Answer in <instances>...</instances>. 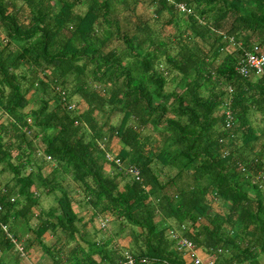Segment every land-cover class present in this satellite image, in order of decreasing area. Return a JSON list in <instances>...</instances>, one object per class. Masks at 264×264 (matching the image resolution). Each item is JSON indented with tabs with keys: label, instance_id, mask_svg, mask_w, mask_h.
Masks as SVG:
<instances>
[{
	"label": "trees",
	"instance_id": "obj_1",
	"mask_svg": "<svg viewBox=\"0 0 264 264\" xmlns=\"http://www.w3.org/2000/svg\"><path fill=\"white\" fill-rule=\"evenodd\" d=\"M172 1L192 13L170 0H0V264L20 260L1 225L17 240L31 231L51 264H117L123 246L79 233L100 216L117 236L129 226L126 249L156 264H193L166 234L181 225L214 264H264V141L254 151L251 122L264 121V77L235 70L242 48L264 51V0ZM144 3L159 26L137 14ZM111 135L120 167L99 146ZM66 178L90 213L81 227Z\"/></svg>",
	"mask_w": 264,
	"mask_h": 264
},
{
	"label": "built area",
	"instance_id": "obj_2",
	"mask_svg": "<svg viewBox=\"0 0 264 264\" xmlns=\"http://www.w3.org/2000/svg\"><path fill=\"white\" fill-rule=\"evenodd\" d=\"M170 2L173 4L176 10L185 13V14H191L192 9L189 8L185 3H174L172 0ZM200 21H203V19H200ZM232 39H230L229 46L233 49ZM238 46L241 48V44L239 43ZM243 55L238 60L235 70L237 73L246 78L250 74H255L257 76H263L264 77V51L261 47L258 45H253L251 48L243 49ZM227 92L228 94H231L233 92V88L231 86H227ZM229 102L230 98L226 97L225 101L223 102L222 106V114L224 116V127L226 129H230L234 126V117L229 109ZM69 109L73 110L75 109L76 105L75 103H71L69 106ZM27 134H30L31 131L27 130ZM105 141V140H104ZM102 151L104 152L105 160L108 163H114L116 166H121V161L118 157L113 155L112 153L108 152L106 149V143H102L99 145ZM37 154H41L39 150H37ZM46 160H51L49 156H45ZM124 173L134 178L135 180H138L140 178L139 169L134 165H127L124 167ZM262 172H260L259 176H262ZM1 210V205H0ZM106 219L101 221L100 225L102 228L105 227ZM1 228L3 232L5 233L6 237L12 242L14 245V251L19 255L20 258L26 257V251L23 247V245L13 237V235L8 231L7 227L5 225H1ZM182 229H184V225H181L179 227L171 226L167 229V236L170 240L174 243V249L177 252H181L183 255H187L188 259L193 264H214V261L212 258L204 260L202 257H200L198 253V249L194 245V243L188 239L187 236H185L182 233ZM121 259L120 261H117V264H156L154 261L144 258V257H135L132 254H130L127 251L121 252Z\"/></svg>",
	"mask_w": 264,
	"mask_h": 264
},
{
	"label": "crops",
	"instance_id": "obj_3",
	"mask_svg": "<svg viewBox=\"0 0 264 264\" xmlns=\"http://www.w3.org/2000/svg\"><path fill=\"white\" fill-rule=\"evenodd\" d=\"M230 50H232V48L228 45L227 51H230ZM173 75L174 74H172V76ZM175 87L176 86L174 84V86L172 87L171 90L175 89ZM76 101H77V99L73 98V103H75ZM80 109L81 110L84 109L83 105L80 106ZM4 119H5V116H0V121H3ZM117 119L118 118L115 117L112 120H110L109 123H115L117 121ZM251 119H252L251 120L252 125L256 131V134L259 136V140H258L257 146L254 148V151H259V149H260L259 144H261L264 141V121H262L259 113L253 114ZM120 147L121 146L119 144V141L114 135H111L109 137L107 136L106 149L108 152L112 153L113 155H116V153L119 151ZM50 170H51V167L45 168L43 172H44V174H47V173H49ZM110 172H112L110 165L104 164V173L107 174ZM9 177H10V175L8 173L0 174V181L3 182L6 179H8ZM70 182H72L70 180V178H66V180L64 181V185L71 188L70 190L72 191L71 197H73V201H72L73 210L78 214V217L83 219V222L80 225H78L81 227V225L89 218L90 213L88 212V209L85 208L84 203L81 202L82 196L80 194L74 193V191L72 189L73 186L69 185ZM50 195L51 194H46V193L40 194L39 201H40V208L42 210H47V209H49L55 205V200H53V203L48 202L47 204H45L46 203L45 196H50ZM47 198H49V197H47ZM105 219L107 221L105 223V227L102 228L100 223H101V221H103ZM35 223H36V218L34 217V219L31 220L32 227ZM110 223L115 224L116 222L110 216H100L94 220L92 225H90V226L88 225L85 228V231L80 230L79 233H80V235H82L85 232V234L88 236L89 239L96 240V241H99L100 239H105L107 237H111L112 238V244L115 247L119 248V247L123 246L124 249L122 250V252L123 251L129 252L126 249V247L129 246V243L131 241V238H130L131 229L129 228V230H128L129 232L128 231L126 232L125 228H124V232L122 233V235L117 236L116 233L118 231L116 230L117 232H115V231L111 230L110 226H109ZM21 230H22V235L19 237L18 241L24 246V244L26 243L27 240H31L32 245H31V248L27 251L26 257L20 258L18 264H51V260H50L49 256L45 252H43L39 243H37L36 241H33L34 237L31 233V231L27 230L26 228H22ZM118 230H119V226H118ZM62 241H64V238ZM44 243L51 244V245L55 244V236L51 233H45ZM197 249H198L197 251H198L200 257H202L204 260L210 259V258L213 259V255L210 252H208L202 248H197ZM183 256L186 260H189L187 255H183Z\"/></svg>",
	"mask_w": 264,
	"mask_h": 264
},
{
	"label": "rangeland",
	"instance_id": "obj_4",
	"mask_svg": "<svg viewBox=\"0 0 264 264\" xmlns=\"http://www.w3.org/2000/svg\"><path fill=\"white\" fill-rule=\"evenodd\" d=\"M145 4L146 3H144V4H140V5H138V7H137V14L138 15H140V16H142L143 18H149V19H151L150 20V23L151 24H154L153 25V27H157V26H159V23L157 22V21H155V19H154V17H153V11H151V10H153L152 8H149V7H147V6H145ZM130 19H131V21L132 22H134V17H133V15H131L130 16ZM154 20V21H153ZM159 21H160V19H159ZM156 25V26H155ZM230 49V48H229ZM173 74H175V73H173ZM174 82L172 81V78H171V75L168 77V83H167V86H166V89L167 90H171L172 89V87L174 86ZM76 99H77V97H75ZM1 114V113H0ZM70 186H73V184H72V182H70V184H69ZM59 193H58V191H55V192H53L50 196H45V199H46V203L45 204H47L48 202H50V203H53V200H55V198H56V196L58 195ZM47 197H49V198H47ZM109 226H110V229L111 230H113V231H115V232H117L118 231V225L115 223V224H113V223H110L109 224ZM129 226H126L125 227V231L127 232L128 230H129ZM117 230V231H116ZM129 232V231H128Z\"/></svg>",
	"mask_w": 264,
	"mask_h": 264
}]
</instances>
